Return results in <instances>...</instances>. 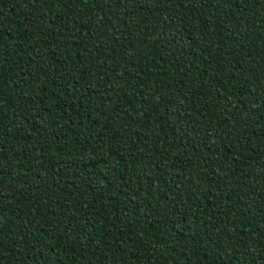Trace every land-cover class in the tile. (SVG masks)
<instances>
[{
	"label": "trees",
	"instance_id": "1",
	"mask_svg": "<svg viewBox=\"0 0 264 264\" xmlns=\"http://www.w3.org/2000/svg\"><path fill=\"white\" fill-rule=\"evenodd\" d=\"M0 264H264V0H0Z\"/></svg>",
	"mask_w": 264,
	"mask_h": 264
}]
</instances>
